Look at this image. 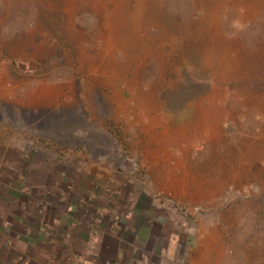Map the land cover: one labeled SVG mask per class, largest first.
Returning <instances> with one entry per match:
<instances>
[{"label":"rangeland","instance_id":"1","mask_svg":"<svg viewBox=\"0 0 264 264\" xmlns=\"http://www.w3.org/2000/svg\"><path fill=\"white\" fill-rule=\"evenodd\" d=\"M0 125L264 264V0H0Z\"/></svg>","mask_w":264,"mask_h":264},{"label":"crops","instance_id":"2","mask_svg":"<svg viewBox=\"0 0 264 264\" xmlns=\"http://www.w3.org/2000/svg\"><path fill=\"white\" fill-rule=\"evenodd\" d=\"M5 129L0 264H206L195 233L176 234L148 201L119 199L109 166L85 149L60 161L49 146L39 150V140L30 146L27 131Z\"/></svg>","mask_w":264,"mask_h":264},{"label":"bare ground","instance_id":"3","mask_svg":"<svg viewBox=\"0 0 264 264\" xmlns=\"http://www.w3.org/2000/svg\"><path fill=\"white\" fill-rule=\"evenodd\" d=\"M134 15V14H133ZM114 17V16H113ZM127 19V18H126ZM132 19V18H131ZM119 23V22H118ZM114 24V23H113ZM109 25V24H108ZM112 25V24H111ZM109 32H110V30H109ZM116 33V32H115ZM110 35V34H109ZM121 35V34H120ZM112 36V35H111ZM116 38V37H115ZM111 44V43H110ZM109 52V51H108ZM109 54V53H108Z\"/></svg>","mask_w":264,"mask_h":264}]
</instances>
